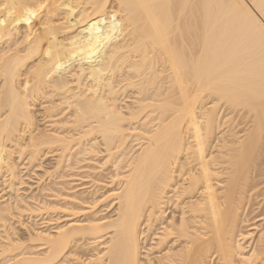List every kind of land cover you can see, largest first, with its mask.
<instances>
[{
	"label": "bare ground",
	"instance_id": "6f19581e",
	"mask_svg": "<svg viewBox=\"0 0 264 264\" xmlns=\"http://www.w3.org/2000/svg\"><path fill=\"white\" fill-rule=\"evenodd\" d=\"M262 6L0 0V177L14 180L24 148L65 159L101 145L117 186L101 196L114 219L39 232L44 256L18 262L58 264L109 236L78 264H264Z\"/></svg>",
	"mask_w": 264,
	"mask_h": 264
},
{
	"label": "rangeland",
	"instance_id": "374dc122",
	"mask_svg": "<svg viewBox=\"0 0 264 264\" xmlns=\"http://www.w3.org/2000/svg\"><path fill=\"white\" fill-rule=\"evenodd\" d=\"M41 108H35L34 110L36 112L34 114L36 117L35 124H37L40 130L43 128L55 130L54 126L52 128L50 125V119L41 118L42 112L40 111L43 110ZM54 114L58 115L57 111ZM54 117L51 119L52 122L54 120L58 121V119L61 121V118L63 119L60 114ZM47 121L49 122L47 123ZM62 132L64 131L62 130ZM99 140L97 139V142L100 143L101 141ZM101 147L99 145L96 149H87L89 150L87 152L84 151L85 148L77 152L81 153L78 156L77 153L73 155L72 150L71 157L65 159L62 158V152L55 147H51V149L48 147L41 148L42 150L37 152L38 157L32 160H30V153L32 152H29L30 149H22L26 153L24 151L21 156L19 155L22 153V150L20 153L14 152L15 154L12 155L16 175L14 180L10 181L7 174H3L4 176L0 177V208L4 209V212L1 213L4 216H0V264H24L18 261H22L28 257L40 258L44 256L46 246L44 247L43 243L37 240L39 232L53 234V231L58 227H66L69 224H83L92 218H98L103 221L115 218L116 203L106 200L107 203L104 197L101 198V196L107 195L112 188L117 189L116 183H114L116 179L113 181L114 166H112V162H109L110 164H103L105 161L107 162L108 159L106 158L108 157H106L107 154ZM129 148L126 150L130 153ZM135 149L133 148L134 151ZM126 150L124 152L128 153ZM74 152H76L75 149ZM124 158L126 159V157L119 158V160L123 159L124 163L121 161V165L119 163H117L119 166L116 165V167L121 166L118 168L122 169L118 170V172L121 171V174L119 173L121 176L126 173L125 164L127 163L125 162L127 161ZM111 159L110 157L109 161ZM93 200L100 204L96 205ZM172 207L170 204L166 211L167 216L172 211ZM259 221L260 219L258 218L255 220L256 223ZM108 238L109 236H105L99 239V241L96 240L97 242L95 240L91 242V238H88L72 243L73 249H70V251L71 254L73 251L74 253L71 256L74 257L80 253L79 256L77 255L74 259L69 256L65 259L66 261H60L58 264H78L79 261L77 259L80 257V260L84 261L91 253L94 254L95 247H98L96 246L97 243H104ZM149 241L147 245L143 244L146 245L145 248L147 246L149 248V245L152 243ZM101 247L103 248V245H100L97 249L101 250ZM83 250L87 251L88 256ZM144 250L146 251V249ZM143 251L142 253H145ZM148 254L149 257H153V254L154 256L155 254L157 255L156 250ZM144 256L145 254L141 258H144Z\"/></svg>",
	"mask_w": 264,
	"mask_h": 264
},
{
	"label": "snow or ice",
	"instance_id": "6c2138e0",
	"mask_svg": "<svg viewBox=\"0 0 264 264\" xmlns=\"http://www.w3.org/2000/svg\"><path fill=\"white\" fill-rule=\"evenodd\" d=\"M262 7H264V6H262ZM260 25L262 28H264V16H262L260 19Z\"/></svg>",
	"mask_w": 264,
	"mask_h": 264
}]
</instances>
